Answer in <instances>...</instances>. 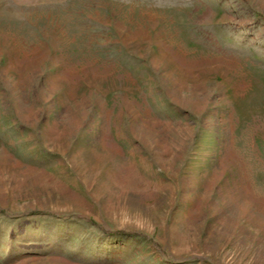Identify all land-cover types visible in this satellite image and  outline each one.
Wrapping results in <instances>:
<instances>
[{
	"label": "rangeland",
	"instance_id": "374dc122",
	"mask_svg": "<svg viewBox=\"0 0 264 264\" xmlns=\"http://www.w3.org/2000/svg\"><path fill=\"white\" fill-rule=\"evenodd\" d=\"M0 264H264V0H0Z\"/></svg>",
	"mask_w": 264,
	"mask_h": 264
}]
</instances>
